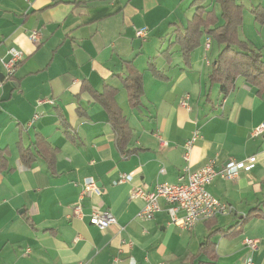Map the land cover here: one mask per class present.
<instances>
[{
  "label": "crops",
  "instance_id": "crops-1",
  "mask_svg": "<svg viewBox=\"0 0 264 264\" xmlns=\"http://www.w3.org/2000/svg\"><path fill=\"white\" fill-rule=\"evenodd\" d=\"M236 2L244 6L240 37L264 59V24L252 13L264 0ZM202 4L224 22L216 0ZM196 9V0H0V264H117L118 257L191 264L211 230L262 203L264 133L252 131L264 124V91L239 77L223 97L210 79L222 48L211 35L202 36L189 60L179 44L164 54ZM142 27L145 38L137 36ZM33 32L39 40L31 39ZM11 46L24 57L9 77ZM132 73L142 77L137 106L124 83ZM105 86L116 89V104L132 129L129 153L117 146L100 98ZM187 97L188 107L182 104ZM195 132L186 161L185 144ZM38 138L46 142L44 153L35 149ZM46 152L55 155L51 165ZM254 155L237 176H217L208 186L231 211L192 229L173 223L165 202L152 219L138 217L144 204L134 196L138 188L178 183L185 168L198 170L211 159L221 170ZM123 175L132 178L122 182ZM90 176L101 193L82 200L85 216L79 218L74 205ZM95 209L112 213L117 224L92 225ZM246 238L259 240V247L249 248ZM212 240L220 264H264V204L240 234L216 233Z\"/></svg>",
  "mask_w": 264,
  "mask_h": 264
},
{
  "label": "trees",
  "instance_id": "trees-1",
  "mask_svg": "<svg viewBox=\"0 0 264 264\" xmlns=\"http://www.w3.org/2000/svg\"><path fill=\"white\" fill-rule=\"evenodd\" d=\"M204 0H196L197 9L194 17L185 28H177L175 31V40L167 50L164 51L169 56L171 48L175 44L181 46V51L186 60L190 59L192 51L198 46L204 34L211 35L222 46L217 58L212 64L210 79L212 83L220 84L223 97L235 86L239 77L255 84L260 91H264V59L260 50L252 47L246 40L240 37L239 29L243 25L244 6L236 0H216L221 7V18L224 20L219 24V17L216 12L208 10L203 3ZM254 18L261 25L264 24V8L256 6L252 8ZM153 66V63H151ZM156 75L161 76L155 67L153 69ZM134 75V73H132ZM139 74V73H138ZM128 75L124 78V83L129 90V98L134 106L141 102L143 91L141 75ZM162 75L161 77H163ZM108 90H111V95ZM105 94L101 95L102 103L108 110L109 119L116 134V143L122 154L129 153L128 144L132 135V129L128 124L120 107L115 101V88L105 86ZM35 149L39 153L47 151L46 142L38 138L35 143ZM20 149L21 146H20ZM5 149L0 150V159ZM28 152V153H27ZM23 155H31L30 148L23 150ZM44 156L48 159L49 165L54 162L53 152H46ZM261 204H264V200ZM261 204L253 207L249 213L241 216L236 222L226 227H218L209 232L206 241L201 245L200 250L194 254L191 264H220L218 262V253L216 243L212 236L221 233L224 236L233 237L243 231L244 224L253 216L258 214ZM209 219L207 221H210ZM206 257V259H203Z\"/></svg>",
  "mask_w": 264,
  "mask_h": 264
},
{
  "label": "built area",
  "instance_id": "built-area-1",
  "mask_svg": "<svg viewBox=\"0 0 264 264\" xmlns=\"http://www.w3.org/2000/svg\"><path fill=\"white\" fill-rule=\"evenodd\" d=\"M148 34L147 28L142 27L137 31V36L145 38ZM40 38L38 32H33L31 39L37 41ZM210 46V40L207 42V47ZM9 53L11 60L7 67L9 77L14 75V70L24 57V52L17 47H10ZM188 97L182 104L188 107ZM38 116V115H37ZM264 133V124L255 127L252 131L253 136H258ZM198 137L195 132L185 144L184 159L190 160L193 143ZM257 160V156H251L246 160H231L226 166L221 169H216V161L214 159L198 170H191L190 167L184 169V174L181 176L178 183L172 184L169 182L157 183L155 188L148 190L146 188H138L134 192V196L143 200L144 204L138 212V217L142 220H150L155 214L163 210V203H166V211L171 217L173 223L180 225L186 229H192L199 222L209 220L219 214L231 211L230 206L214 196L208 189L211 182L217 177L234 178L238 175L239 170L245 166L246 161L253 164ZM132 176L123 175L121 181H129ZM100 194L101 188L97 180L93 177H86L81 184L78 201L74 205V215L82 218L85 216L82 200L92 194ZM184 211V215L180 216L179 212ZM89 222L104 230L117 224L116 217L109 211L93 210L89 214ZM246 245L255 250L259 247V240L254 238H246ZM251 262V259H249ZM117 264H137L134 257H129L127 261L116 258Z\"/></svg>",
  "mask_w": 264,
  "mask_h": 264
},
{
  "label": "water",
  "instance_id": "water-1",
  "mask_svg": "<svg viewBox=\"0 0 264 264\" xmlns=\"http://www.w3.org/2000/svg\"><path fill=\"white\" fill-rule=\"evenodd\" d=\"M0 79H4V74L0 72Z\"/></svg>",
  "mask_w": 264,
  "mask_h": 264
},
{
  "label": "rangeland",
  "instance_id": "rangeland-1",
  "mask_svg": "<svg viewBox=\"0 0 264 264\" xmlns=\"http://www.w3.org/2000/svg\"><path fill=\"white\" fill-rule=\"evenodd\" d=\"M259 23V22H258Z\"/></svg>",
  "mask_w": 264,
  "mask_h": 264
}]
</instances>
